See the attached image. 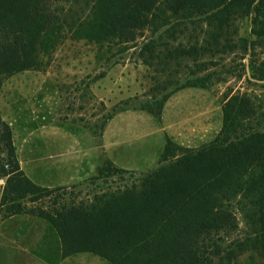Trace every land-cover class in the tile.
<instances>
[{"label":"trees","instance_id":"obj_1","mask_svg":"<svg viewBox=\"0 0 264 264\" xmlns=\"http://www.w3.org/2000/svg\"><path fill=\"white\" fill-rule=\"evenodd\" d=\"M66 2L0 0V86L4 77L36 66L43 47L52 50L66 36L88 40L99 53H107L137 41L166 11L205 17L215 47L222 39L223 48L238 39L248 50L264 40V0ZM243 17L252 19L249 38L230 31ZM192 51L168 42L142 47L144 64L155 66L150 88L154 95L122 111H146L159 119L174 93L208 87L205 76L181 84L172 81L170 73L165 76L169 66H180ZM222 113L221 130L211 142L189 149L167 139L158 165L130 185L103 193L93 203H68L51 214L39 209L58 239L56 256L90 253L110 264H230L240 253L255 251L264 259V107L247 93H234ZM0 153V177L7 178L0 214H23L28 211L24 200L38 201L52 193L20 169L12 129L1 114ZM124 173L110 165L100 170L106 177ZM234 204L245 222L241 241Z\"/></svg>","mask_w":264,"mask_h":264},{"label":"rangeland","instance_id":"obj_2","mask_svg":"<svg viewBox=\"0 0 264 264\" xmlns=\"http://www.w3.org/2000/svg\"><path fill=\"white\" fill-rule=\"evenodd\" d=\"M57 3L67 4L66 0ZM198 15L166 11L137 41L102 54L92 42L66 36L52 50L44 46L36 66L2 79L0 114L12 129L20 169L52 193L38 201L24 200L28 211L14 218L1 212L0 225L13 230L17 218L31 216L34 229L29 244L36 249L41 242V260L110 264L89 253L58 258V239L40 210L51 214L68 203H93L103 193L130 185L158 165L167 139L189 149L208 144L221 130L222 107L230 94L247 93L264 107V40L248 50L238 39L235 46L223 48L222 39L215 47L209 21ZM252 26L251 17L238 18L230 31L249 38ZM161 42L193 50L180 66L167 65L165 76L170 73L171 80L180 84L205 76L209 86L174 93L159 119L146 111H122L152 100L155 66L145 65L140 52L145 45ZM106 165L127 173L103 176L100 170ZM0 179L6 185L7 178ZM232 208L243 230L241 241L246 236L243 212L236 204ZM230 264H264V259L255 251H245Z\"/></svg>","mask_w":264,"mask_h":264},{"label":"crops","instance_id":"obj_3","mask_svg":"<svg viewBox=\"0 0 264 264\" xmlns=\"http://www.w3.org/2000/svg\"><path fill=\"white\" fill-rule=\"evenodd\" d=\"M11 217L14 218L16 215ZM16 220V227L13 230L0 225V253L3 254L0 256V264H61L55 261L41 260L35 254L38 252L41 242L36 249H32L29 244L30 235L34 229L31 216H24ZM55 247L57 249V246Z\"/></svg>","mask_w":264,"mask_h":264},{"label":"built area","instance_id":"obj_4","mask_svg":"<svg viewBox=\"0 0 264 264\" xmlns=\"http://www.w3.org/2000/svg\"><path fill=\"white\" fill-rule=\"evenodd\" d=\"M5 183L2 179H0V195H2L4 190Z\"/></svg>","mask_w":264,"mask_h":264},{"label":"water","instance_id":"obj_5","mask_svg":"<svg viewBox=\"0 0 264 264\" xmlns=\"http://www.w3.org/2000/svg\"><path fill=\"white\" fill-rule=\"evenodd\" d=\"M247 73H249V72H248V68H247Z\"/></svg>","mask_w":264,"mask_h":264}]
</instances>
